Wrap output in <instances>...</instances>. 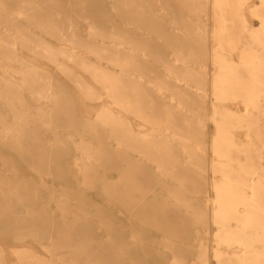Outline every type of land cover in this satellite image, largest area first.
<instances>
[{
  "label": "bare ground",
  "instance_id": "obj_1",
  "mask_svg": "<svg viewBox=\"0 0 264 264\" xmlns=\"http://www.w3.org/2000/svg\"><path fill=\"white\" fill-rule=\"evenodd\" d=\"M216 2L217 4L220 3V1ZM105 3L96 0L70 3L68 12L65 11L64 14L73 12L76 17L82 16L85 19H90L88 23L91 30L96 31L103 37L117 39L114 41L123 44L124 50L106 51V53L101 51L100 46H94L77 33L76 27L73 26L71 18L67 15L57 17L58 20L54 22L47 21L41 27L47 32L58 34L60 39L67 35L64 32L66 30V32H69L70 40L74 42V45L84 48L101 59L108 57L115 60L122 71L120 76L107 75L105 72L92 69L90 65L82 62L84 59L86 60L83 56L76 55L74 58L76 62L81 61L83 69L91 72L92 76L101 83V86L107 89L109 97L115 104L127 113L151 123L152 132L149 135L142 134L139 136L134 132L130 121L121 120L109 114L102 118L104 121L102 130L105 133L99 134L94 139L92 138L94 142L98 143V147L94 148L87 145L84 140H87V142H91V140L86 137L77 145L78 155L76 159L80 157V154L83 156L80 160L81 171L79 173L69 168L46 167L43 164L47 161H50L48 164L57 165L59 163L64 165L66 161L68 162L72 158L70 152L73 148L70 145L68 146L69 156L66 158H53V153L41 146L46 144L41 134L34 133L32 135L30 132L37 122L35 120L31 121L29 118L28 120L20 119V116L24 114L22 111L30 109L31 106L26 101L25 94L23 95L20 89H18L19 92L12 88L7 89L3 92L4 96H0V101L3 99L10 101L9 114L13 117L14 122H9L6 119L7 114L2 111L0 105V141L4 145L3 148H0V163L9 162V166L0 165V205L2 210H5L0 215V221L13 220L17 225L26 227L28 222H25L27 219L25 215L21 214V208H27L31 212L29 228H26V231L16 230L15 235L20 237L21 240L29 236L38 241L48 237L52 248H47L48 245L45 247L50 249V252L55 250L60 253L58 262L55 264H71L73 254L76 259L74 264H86L87 262L90 264H198V262L214 264L212 260H215L216 264H264V129L261 128L263 124L262 117H264V97L261 95L264 93V79L253 81L255 84L261 83L263 85L262 89H248L243 93L242 80L240 79L241 72L238 69H233L231 65L229 68V64H225V61L229 59L223 56L221 57V66L228 70H224L219 76L216 73L213 74L210 83L211 92L215 98L221 100L234 94V96H242L247 109L245 115L234 114L229 110L219 111L217 106L212 103L210 113L205 112L206 114L202 118L195 110V103L185 99L188 101L176 104L179 108L183 106L189 110L186 117L179 116L174 111H169L166 113L165 120H163V110L161 109L168 105L167 102L158 104L153 98L149 100L145 87H139L134 81L138 68L136 48L141 43L137 38V30L133 29L134 33H132L122 21L124 19L134 20L137 23L135 24L136 27H140V25L147 27L159 35L167 25L178 27L176 19L171 16V14H174V10L171 9L169 2L163 3L165 5H160L158 9H155L154 4L152 6V3L145 2L142 3L143 6L141 7L145 8L143 10L137 9L138 1H116L111 4L110 9L106 8ZM43 9L40 7L34 11L41 13ZM46 13H48L47 17L53 16L51 10H47ZM143 13L160 16L155 15L153 21L148 24L144 23L146 22L144 21L145 18L129 17L131 14L141 16ZM161 14L166 16L164 17ZM99 15H102L101 19L97 18ZM255 15L261 19V34L259 35L263 38L262 48L264 50V0H261L260 7L255 9ZM155 18L158 19L157 24L154 23ZM115 31L118 33L116 34ZM132 34L135 35L132 36ZM158 39H160V36ZM158 39L151 46L156 55L157 68H161L159 66L161 65L168 69L169 75L172 74L176 78L181 75L187 81L201 75V71L203 72L202 76H207L205 70H195L194 68L189 70L184 67L183 70L179 71L176 67H172L165 57L166 48L161 46L162 44ZM166 39L167 46L172 47L174 45L175 48L177 47V53L180 52L179 58L182 57L181 60L186 63L180 41L173 40L170 37ZM225 45L231 46L232 41ZM208 59L212 63L220 59L214 47L209 51ZM254 60L260 62L263 66L264 53L261 55L255 54ZM259 73L264 76V72L261 71H257L256 75L259 76ZM48 75L43 74L41 79L45 80L46 78L50 83L51 77ZM41 79L36 77L30 88H34L33 85L38 84ZM160 81L156 86L158 92L169 90L175 92L176 96L185 98L184 95H186L189 98L182 88L175 87L173 89L168 82ZM76 82L79 88L88 92V85L85 82L81 80H76ZM232 82L240 85L237 92L236 88L227 90V86ZM47 96V91L40 92L37 95L39 101L42 102L41 105L44 104L43 100ZM170 98L174 99L173 95ZM178 117L182 120H179ZM207 119L217 125V135L213 137L210 144L212 153L217 159L211 162L202 159V152H200L204 147L201 131L202 121ZM39 122L53 124L54 120L48 112L41 111ZM245 123L248 124L246 125L248 140L241 142L236 139L231 130L233 125L237 126ZM81 125V122L75 121L74 135L80 134ZM197 127L200 131L196 130ZM115 129L118 130L119 135L116 134ZM51 133L59 145L65 144L72 137L67 134L66 136L55 129ZM108 133L111 137L118 139L120 144L118 151L105 145L106 140L109 138ZM140 140L143 143L139 144ZM149 142L154 151L149 154L140 152L142 149L139 150L138 148L141 146L146 149ZM106 147L109 149H106ZM179 149L187 150L184 153L190 165L187 168L184 181L179 179L183 188L178 191H170L167 196L164 192L158 193L156 198H153L155 202H152L150 212L139 210L137 214L132 215L134 221L123 222L122 217L116 214V208L118 206L134 210L141 207V202L137 198L139 196L137 191L142 189L143 185L138 180L152 175L151 162L148 159L156 164L157 171L161 175L165 173L177 174L176 168L179 160H176L175 157L179 154ZM32 150L34 153H32ZM136 151H139V153H135ZM13 152L23 158L25 165L33 166L35 171L41 174V180H43L44 174L55 175L59 185H65L66 189L73 186L75 189L79 182L77 178L81 175L83 179L86 178L84 181L87 184L86 182L84 184L98 188L99 191L103 189L105 194L117 187L120 188V191L118 194L109 193L112 196L109 198L107 207H99L96 213H92L90 207L94 202L93 197L99 196V193L92 196V194H87L83 188H79L77 194L80 199L85 201L83 206L71 204L69 201H60V206L65 215L62 223H60L49 213L47 206L45 207L41 203L37 208L38 203L35 199L21 197L23 192L34 189L35 185L25 181L27 176H31L32 179V174L24 171V166L21 165L20 168L19 161L9 160ZM117 159L126 161V164H119L118 166L115 161ZM108 166H111L113 171L122 172L120 184L115 183L116 185L110 184L107 186V179L113 176V173L111 175L108 173ZM208 167L213 173L219 174L220 178L209 183L215 197L210 199L206 196L204 200L202 187L204 184H208L205 181V172ZM11 173L15 175L13 177L17 181H13V184L7 188V181L10 179L7 175ZM41 184L44 189H47L44 181H41ZM166 187L168 190L170 189L169 185ZM40 190L41 193L45 191L41 188ZM11 193L13 195L10 196ZM145 195L143 194V196ZM114 196H118V198H113ZM158 199H161L159 202L162 203H157ZM179 205L190 216L180 215L179 210L175 208ZM172 212L176 214H172ZM91 213L95 218L92 217ZM84 215L88 216H85V222L84 217H82ZM146 217H152L156 227L167 231L169 236H166L160 242L158 240L161 236L159 232L148 234L146 230H141L137 224V218ZM208 222L217 226L215 232H212L211 228H206L203 231L198 229V223L206 226ZM17 228L21 229L20 226ZM53 230H56L57 236L52 234ZM105 233L107 237L103 239ZM204 233L205 236H203ZM209 237H211V240L213 237V240L209 241ZM160 246L167 249H161ZM0 251L5 252L1 246ZM62 252H65V255H62ZM19 255L20 261H29L30 264H35L40 260L37 255L26 250L21 251ZM51 264H54V262Z\"/></svg>",
  "mask_w": 264,
  "mask_h": 264
},
{
  "label": "rangeland",
  "instance_id": "obj_2",
  "mask_svg": "<svg viewBox=\"0 0 264 264\" xmlns=\"http://www.w3.org/2000/svg\"><path fill=\"white\" fill-rule=\"evenodd\" d=\"M79 1L86 0H0V96L3 97V92L7 89L12 88L17 91L18 89L22 90L23 95L25 94L26 101L31 106L30 109L28 108L22 111L24 114L20 116V119L28 120L29 118L31 121L35 120V122H37V125L35 124L30 132L32 135L34 133L41 134L43 141L46 143L41 146H44L47 151L53 153V158L61 157L62 159L69 156L67 150L68 146L70 145L73 148L70 152L72 153V155H70L72 158L69 159L68 162L66 161L64 165H60L59 163H57V165L48 164L50 161L45 162L43 165L51 168H69L77 173L81 171L80 160L83 158L82 154H80V157L76 159L78 155L76 149L77 145L82 142L83 138L86 137L91 140V142L84 140L87 145L94 148L98 147V143L94 142L92 138L94 139L99 134L105 133L102 130L104 123L102 118L104 116H108L110 114L118 119L130 121L134 132L139 136L142 134L149 135L152 132L151 123L145 122L141 118L133 116L121 109V107L115 104L109 97L107 89L101 86V83H99L94 76H92L91 72L84 70L82 67V62H85L90 65L92 69H96L99 72H105L107 75L111 74L120 76L122 71L115 60H111L108 57H103L101 59L84 48L74 45V42L70 40L69 32H66V30L64 32L67 35L60 39L58 34L47 32L43 29V27H41L42 24L47 21L54 22L58 20L57 17L67 15L71 18L73 26L77 29V33L86 38V40L94 46H100L101 51L106 53V51L112 52L115 50H124L123 44H119L114 41L117 39L103 37L96 31L91 30L88 23L90 19H85L82 16L76 17L73 12L64 14L65 11L68 12L70 3ZM96 1L106 2L105 4L107 9H110L111 4L116 1H138L139 8L137 7V9L142 10L145 9L141 8L143 6L142 3L145 2L152 3V6L155 5V9H158L160 5L164 6L165 4L163 3L169 2L171 9L174 10V14H171V16L176 19L178 27L176 25L173 27L171 25H167L161 30L159 35L152 32L151 29L141 26L140 24V27H136L135 24L137 23L134 20L124 19L122 21L132 33H134L133 29L137 30V38L141 43V45L136 48V53L138 55V68L135 73L134 81L139 87H145L149 100L150 98H153L158 104H164L167 102L166 104L168 105L161 109L163 110V120H165L164 118H166V113L169 111H174L177 115L179 114V116L182 115L183 117H186L189 114V110L183 106L181 108L177 107L176 103H183L188 100L195 103V110H197L198 114L202 118H204V114H206L205 112L210 113L212 103L217 106V110L219 111L229 110L234 114L245 115L247 109L242 96H234V94L232 96H228V98L224 100H221L215 98L211 92L210 83L212 81L213 74L216 73L217 76H219L224 70H228L222 68L221 66V57L223 56H226L229 59L228 61H225V64H229V68L232 66L233 69H238L241 72L240 79L242 80L243 93L248 89L263 88L261 83H253L255 79H264V76H261V73L258 74L259 76L256 75L257 71L264 72V64L261 66L262 64H260V62H255L254 60L255 54L261 55L264 53L262 48L263 38L259 35L261 34V19L255 15V9L260 7L261 0ZM216 1H220V3L217 4ZM40 7L44 8L43 11L41 13H36L34 10ZM47 10H51L53 16L47 17ZM155 15L158 16L157 14ZM135 16L147 19H144V21H146L144 23L147 24L152 22L154 19V16H152L151 13H143L141 16L138 14L129 15V17ZM162 16L165 17L166 15L164 14ZM97 18L101 19L102 15H99ZM154 23H158L157 18H155ZM115 33L117 34L118 32L115 31ZM134 35L135 34H132V36ZM159 36L160 39H158ZM167 37L180 41V47L183 49V52H181L186 58V63L181 60V56V58H179L180 52L179 54L177 53V47L175 48L174 45L172 47L167 46ZM156 39L160 41L162 44L161 46L166 48L165 57L168 59L172 67H176L179 71L183 70L184 67L189 70L192 68L195 70H205L207 72V76H202L203 72L201 71V75H197L191 81H187L181 75H179V78H176L172 74L169 75L168 69L162 67L161 65H159L161 68H157L155 58L156 55L151 47L152 43H156ZM229 41H232V45H225ZM213 47L216 49L218 57H220V59L214 63L208 59L209 51L212 50ZM130 51L133 52L132 49H130ZM76 55L83 56L86 60L84 59L82 62H76V60H74ZM70 71H72V73H70ZM248 73L250 74L248 75ZM43 74H49L48 76L51 77L50 83L46 78L45 80L41 79ZM36 77L41 79L40 82H38V84H34V88H30ZM76 80L85 82L88 85V92L79 88ZM160 80L168 82L169 86L173 89H175V87L182 88L185 91L184 93H187L189 98H187L186 95H184L185 98H181L176 96L175 92H171L169 90L158 92L156 86L158 82H161ZM239 87V84L236 85L232 82L227 86V90L236 88L237 92ZM44 91L48 92V96L45 100H43L44 104L41 105L42 102L39 101L37 95L40 92L43 93ZM172 95L174 99L170 98ZM261 95L264 97V93ZM0 105L2 106V111L7 114L6 119H8L9 122H14L13 117L9 114L10 101L3 99L0 101ZM41 111L48 112L54 120V123H40L39 113ZM178 118L179 120H182L180 117ZM262 118L263 124L261 125V128L264 129V117ZM75 121L82 123L81 132L76 135H74ZM202 122L201 131L203 134L202 138L204 147L202 148L203 150H200V152H202V159L207 162H211L212 160L217 159L216 156L213 155L210 146L213 137L217 135V125L215 122L208 119L203 120ZM246 125L248 124L245 123L243 125L232 126L231 133L241 142H246L248 140V129ZM53 129L60 131L62 134L71 135L72 137L65 144L59 145L51 133ZM196 130L200 131L198 127ZM115 131L116 134L119 135L118 130L115 129ZM121 135L123 134L121 133ZM108 137L109 138L106 140L105 145L111 149H117L118 151V147H120L118 139L116 137H111L110 134ZM141 143L143 142L140 140L139 144ZM150 145L151 143L149 142V146L146 149L141 146L138 149H142L140 152H146V154H149L154 151ZM2 146L4 145L2 141H0V148H3ZM152 146L154 147L155 145ZM106 149L109 148L106 147ZM185 151L187 150L179 149V154L175 157L176 160H179V164L176 168L177 174L165 173L164 175H161L157 171L156 164L154 162L152 163L151 159H148L151 162L150 169L152 171V175L142 177L138 180L143 185V188L137 191L139 194L137 198L141 202V207H137L134 210L118 206L116 208L115 212L118 216L122 217L123 222L134 221L132 219V215L134 216L137 214L139 210L150 212L151 206L153 205L152 202H155V200L153 201V198H156L158 193L164 192L167 196L170 191H178L183 188L180 181L185 178L187 168L190 166L187 162L188 158L184 153ZM32 153H34L33 150ZM135 153H139V151H136ZM10 156V161H19V167L21 168V165L24 166V171L32 174V179L31 176H27L25 181L29 183L31 182L35 185V190L32 189L25 191L21 194V197L32 200L35 199L38 203L37 208L41 203L44 204L45 207H48L49 213H51L52 216L60 223H62L65 216L60 206V201H69L71 204H79L80 206H83V202L85 201L80 199L77 194L79 188H83L87 194H92V196L98 195L99 193V196L93 197L94 202L90 207L92 213H96V210L99 207H107L109 198L112 194H118L120 191V188L117 187L116 189H111L109 192L112 193L111 195H109L108 192L105 194L102 188H100L102 190L99 191L98 188L87 186V182L84 181L86 178L83 179L81 175L77 178V181H79V187L76 186L74 189L72 186V189H66L65 185H59L57 183L58 180H56L57 178L55 175L44 174V178L41 180V174L36 172L33 166L31 167L30 165H25L23 162L24 160H22L23 158L16 152H13ZM115 161L118 166L119 164H126V161L124 160L117 159ZM8 163L9 162L4 164L0 163V165L9 166ZM108 169V173L110 175L113 173V176L107 179V186L115 183L117 185L120 184L122 172L119 173L117 170L113 171L111 166H108ZM7 176L10 179L7 181L8 186L6 187L9 188V185H12L13 181L16 179L14 180L13 176L15 175H12V173ZM196 177L198 178V176ZM205 178V181L208 182V184H204L202 187L203 199L205 200L206 196L213 199L215 197V193L209 183L212 180L219 179L220 175L213 173L210 167H208L205 172ZM72 179L74 182V175ZM41 181H44L47 189H44L41 186ZM84 182H86V184H84ZM162 183L164 184L162 185ZM167 185L170 186L169 190L166 187ZM40 188L45 191L41 193ZM143 194L146 195L143 196ZM11 195L13 194L11 193L10 196ZM113 198H118V196H114ZM160 200L161 199H158V202H156L159 204L162 203L159 202ZM175 208L179 210L180 215L190 216L182 206L179 205ZM21 209V214L25 215V218L27 219L25 222H28L26 227L17 225V223L13 220H9L8 222L0 221V246L5 251L4 253L0 251V264H30L29 261H20L19 259V253L25 250L30 253H34L40 259L35 264H51L52 262L55 264L58 262L60 253L55 250L54 252H50L52 244L48 237L38 241L34 237L29 236L21 240L20 237L15 235L16 230L26 231V228H29V224L31 222L29 219L31 212L25 207H22ZM173 210L174 208L172 211ZM4 211L5 210H2L0 205V215ZM172 214L176 213L172 212ZM85 216L88 217L90 214H88V216H82L84 217V222L86 221ZM92 217L95 218L93 214ZM68 224L70 225V223ZM137 224L141 230H146V233L148 234L159 232V235L161 234L162 236L158 239L160 242L164 240L166 236H169L167 231H163V229L156 227L152 217L137 218ZM18 226L22 228L18 229ZM206 226H202L198 223V229L200 231H203L206 228H211L212 232H215L217 229V226L210 222H208V225ZM52 234L57 236L56 230H53ZM205 235L206 234L204 233L203 236ZM106 237L107 235L105 233V235H103V239H106ZM212 240L211 237H209V241ZM46 245H48L47 248L50 249H47L45 247ZM159 248L167 249L162 246ZM62 255H65V252H62ZM74 260L76 259L73 254L71 264H74ZM212 261L216 264L215 260ZM86 264L90 263L87 262ZM198 264L202 263L198 262Z\"/></svg>",
  "mask_w": 264,
  "mask_h": 264
}]
</instances>
